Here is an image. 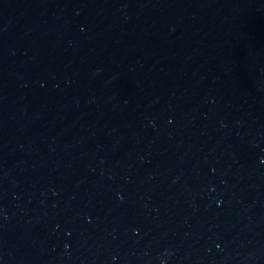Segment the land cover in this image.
I'll return each instance as SVG.
<instances>
[{
  "label": "water",
  "instance_id": "1",
  "mask_svg": "<svg viewBox=\"0 0 264 264\" xmlns=\"http://www.w3.org/2000/svg\"><path fill=\"white\" fill-rule=\"evenodd\" d=\"M0 264H264V0H0Z\"/></svg>",
  "mask_w": 264,
  "mask_h": 264
}]
</instances>
